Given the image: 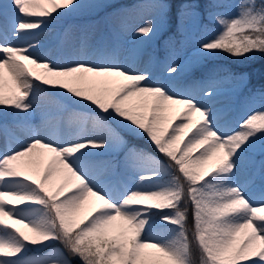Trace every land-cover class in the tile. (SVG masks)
<instances>
[{
	"label": "snow or ice",
	"instance_id": "obj_1",
	"mask_svg": "<svg viewBox=\"0 0 264 264\" xmlns=\"http://www.w3.org/2000/svg\"><path fill=\"white\" fill-rule=\"evenodd\" d=\"M109 6L96 0H0V116L11 110L15 117L0 126V139L15 145L0 152V264H197L193 243L198 264H264V159H254L258 149L264 155V109L228 127L218 110L195 96L154 83L148 68L59 64L33 56L38 43L8 40L9 33L15 40H36L61 17ZM223 6L219 0H207L203 8L200 0L179 5L181 28L186 17H207L217 26L199 42L198 56H227L238 64L264 56V0H242L235 17L215 11ZM144 11L155 18L135 34L151 38L168 25L172 3L150 0L116 9L114 34ZM181 70L171 63L166 72L172 77ZM220 72L247 81V73L214 68L199 82L203 97L218 94ZM52 96L78 106L63 135L67 109ZM37 108L41 123L33 125ZM125 132L146 138L159 157L128 147ZM111 150H124L119 163L94 159ZM120 167L136 172L140 186L114 190ZM257 180L253 200L245 185ZM157 222L167 235H150Z\"/></svg>",
	"mask_w": 264,
	"mask_h": 264
},
{
	"label": "rangeland",
	"instance_id": "obj_2",
	"mask_svg": "<svg viewBox=\"0 0 264 264\" xmlns=\"http://www.w3.org/2000/svg\"><path fill=\"white\" fill-rule=\"evenodd\" d=\"M115 1L96 0L99 3H113ZM84 2L88 3L91 0H84ZM148 2L150 0H139L134 4ZM219 2L224 5L220 7V13L227 17H235L240 11L239 5L242 3V0H219ZM259 3L260 0H257V4ZM118 8L130 9L131 6L126 7L120 5L115 8L83 9L74 15L59 18L55 24L46 28L36 40L28 42V44H39V47L32 50L33 56L44 48L56 44V49L47 51L39 59L49 60L51 57L54 58L59 54V60L64 57L68 59L67 62L74 60H82L89 63L113 62L132 70L148 68L152 74L154 83H163L173 92L191 94L203 103H207L214 110L219 111L221 125L228 127H235L237 122L251 111L264 109V95H262L264 94V89L257 87L253 89L248 85V77L250 71L252 72L250 68L246 69V71L235 72L247 73L246 82L227 78L226 72H220L215 77L216 83L214 85L218 94L209 101L203 97L199 82L207 80L211 70L214 68L230 69L228 64L225 63L223 56L202 59L197 54L199 42L208 39L214 34L215 30H218L217 26L207 17L199 20L186 17L183 20L182 28L181 22L176 17L175 25L178 26L180 34L182 30L183 36L180 40L183 39L184 43L183 46L179 44L178 49H175V54L173 55L172 36L169 32L161 34L164 31V27L151 38L141 37L135 34V29L143 26L146 19L155 18V14L151 11H144L143 13L134 15L130 18L129 27L126 30L119 31L118 35L114 34V29H118L119 26V18L114 15L115 10ZM130 38L135 43L131 47L127 42ZM10 39L11 35L9 33L8 40ZM135 55L139 56L135 58ZM148 57L149 64L147 65L144 58ZM61 63L63 64L64 62ZM171 63L179 64L182 70L173 74L172 77H169L166 69ZM47 91L52 93L56 90L48 89ZM51 99L55 100L57 104L64 106L65 109L71 108L70 111L63 112L65 126L60 131V134L63 135L67 132L66 121L69 113L72 110H78V106L72 104L64 97L52 96ZM10 112L11 110L7 114L8 120L4 125H11L15 119ZM30 122L33 125H39L41 123L40 108H37L33 113ZM125 134L133 138L141 139L152 146L146 138L133 136L127 132ZM17 135L23 138L22 132L18 131ZM14 146L7 145L3 139H0V152L7 151L10 147ZM153 150H155L154 147ZM94 151L102 152L103 150ZM123 156L124 150H111L103 153V155L94 157V159L119 163L123 159ZM254 159L257 161L264 159V155L260 154L259 149ZM245 175V172L240 173L238 176L239 183L242 184L240 180ZM116 180L117 182L113 185L114 190L135 189L140 186L138 174L134 171L126 170L123 167L118 169ZM242 181L245 182V179ZM259 183L257 180L256 185H245L249 196L253 200L257 199L256 188ZM157 233L167 235L164 233L159 222L156 223L153 233L150 235ZM55 246L59 248L57 245ZM47 251L48 249H45V252ZM77 264H79L78 261Z\"/></svg>",
	"mask_w": 264,
	"mask_h": 264
},
{
	"label": "trees",
	"instance_id": "obj_3",
	"mask_svg": "<svg viewBox=\"0 0 264 264\" xmlns=\"http://www.w3.org/2000/svg\"><path fill=\"white\" fill-rule=\"evenodd\" d=\"M136 1L139 0H116L114 3H107V4H111V6L109 7H114V6L116 7L117 4L129 7L132 4H134ZM169 2L172 3V12L169 23L167 26H165V29H170L171 33H173V35L176 38H178L179 36L177 34V26L175 25L177 9L179 5L186 2V0H169ZM200 2H201V7L203 8L204 3H206L207 0H200ZM109 7H104V8H109ZM175 46H177V43H175ZM223 58L225 60V63L228 64L230 70H232V72L246 71V69L250 68L252 72L250 71L248 78L249 87L253 89H256V87L260 89H264V56L256 54L253 59H250L242 64H238L234 62L231 58L227 56H223ZM5 118L6 116H0V123ZM124 138L128 142L127 145H131L138 149H145L148 152H151L153 155L159 157V154L155 150H153V147L148 145V143H146L145 141L138 138H133L125 133H124ZM160 158L163 159L162 157ZM165 163H167L166 160ZM189 238L190 240L192 239L191 222H189ZM56 245H58L62 249V246L60 244H56ZM192 247H193L194 257H196V262L198 264L197 246L195 245V243H193ZM74 264H77V261H75Z\"/></svg>",
	"mask_w": 264,
	"mask_h": 264
},
{
	"label": "bare ground",
	"instance_id": "obj_4",
	"mask_svg": "<svg viewBox=\"0 0 264 264\" xmlns=\"http://www.w3.org/2000/svg\"><path fill=\"white\" fill-rule=\"evenodd\" d=\"M30 41H32V40H29V39L15 40V39H12V38L9 40V42H11V43H13V44L20 45V46H27L28 42H30ZM127 42H128V45H129L130 47L133 46V45L135 44V43H134V40L132 41V38L128 39ZM55 45H56V44H52V45L49 46L50 48H49V47L44 48L43 50H41L40 52H38V54H36L35 57L40 58L42 55L46 54L47 51L56 49V46H55ZM32 54H33V53H32ZM138 56H139V55H135V58H137ZM69 59H70V58H69ZM144 59L146 60V64L148 65V64H149V57H148V58H144ZM49 60H50V61H53V62H55V63H59V64H62L61 62L66 63V62L68 61V59H67V58H64V57H62V59L59 60V54H57V56H55L54 58L51 57ZM70 60H71V59H70ZM207 101H209V99H208ZM207 101H206V102H207ZM206 104H207V103H206ZM245 176H246V175H245ZM245 176L242 177V179L240 180V181L242 182V184L245 183V182L242 181L243 179H245Z\"/></svg>",
	"mask_w": 264,
	"mask_h": 264
}]
</instances>
